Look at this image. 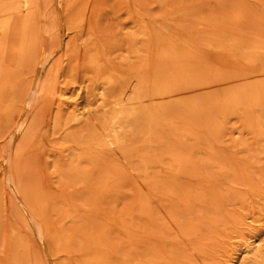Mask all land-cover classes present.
Wrapping results in <instances>:
<instances>
[{
	"label": "rangeland",
	"instance_id": "1",
	"mask_svg": "<svg viewBox=\"0 0 264 264\" xmlns=\"http://www.w3.org/2000/svg\"><path fill=\"white\" fill-rule=\"evenodd\" d=\"M2 1L7 5L18 2ZM37 1L27 38L31 46L29 57L23 62L14 60L9 55L11 47L2 61L10 72L13 94L4 108L0 107V264H88L84 254L58 249L54 238L61 225L57 218L70 209L75 216L93 220L99 227L109 223L108 241L115 246L122 245L118 238L123 233L119 229L121 224L115 226L123 218L129 231L143 240L144 249L155 250L148 251L162 264H237V255L226 253L225 248H238L240 237L253 227L264 231V218L259 213L260 196L264 195V136L257 137L246 127L245 112L224 115L214 101L228 89L264 82V77H234L240 72L261 74L258 63L246 62L257 56L264 63V0ZM4 16L0 14V22ZM25 16L26 11L21 13L20 31ZM70 19L76 23L82 19V32L79 28L68 30ZM168 23L193 38L205 58V84L184 98L208 97L211 101L199 113L183 110L175 115L195 127L196 163L212 161L215 169L199 168L197 176L180 179L175 188L180 201L165 208L155 201L158 194L153 188L131 173L127 160L115 150L101 154L92 174V160L72 162L67 156L70 145L61 130H53V125L61 108L66 109L62 116L69 114L65 102L76 99L90 112L89 117L101 118L103 107L96 103V94L104 92L112 97L117 91L134 86L142 64L138 51L144 57L154 53L145 41L143 29L152 27L160 34V28ZM182 24L186 26L182 28ZM23 44L19 37L17 47ZM221 44L224 49L219 48ZM88 48L98 52V70L80 68L83 62L78 59ZM106 78H111V86L105 84ZM79 85L84 89L77 97L73 92ZM4 110L7 112L3 113ZM165 147L161 145L157 152H165ZM74 166H78L80 176L69 172ZM222 166H226V174L221 171ZM216 170L224 180L214 177ZM155 172L157 180L163 182L165 170L159 168ZM85 181L88 187L84 186ZM167 184V189H174ZM134 187L139 189L149 215H138V208L131 205ZM186 200L189 203L184 207ZM43 201L51 207L49 222L39 217L34 207ZM167 212L187 223L194 218L193 222H197V217L204 214L207 219L210 217L213 232L195 236L188 245L179 237L186 225L182 223L177 230L168 222ZM112 219L116 221L110 223ZM258 245L264 248V240ZM116 261L114 258L113 263ZM241 263L252 264L249 260Z\"/></svg>",
	"mask_w": 264,
	"mask_h": 264
},
{
	"label": "bare ground",
	"instance_id": "2",
	"mask_svg": "<svg viewBox=\"0 0 264 264\" xmlns=\"http://www.w3.org/2000/svg\"><path fill=\"white\" fill-rule=\"evenodd\" d=\"M5 4L6 1L0 0V14L5 15V19L0 22L1 108H4L6 102L11 100L10 95L13 94V83L10 72L6 71L2 65V61L8 55L7 51L11 47L13 49L9 55L14 60L23 62L29 57V48L31 46H28L27 38L33 25L34 13L39 5L37 0H18L16 3L13 1L12 4ZM24 11H26V16L23 19L24 25L22 31H20L21 13ZM68 23V30L71 31L74 28H79V31L82 32V19L78 20L77 23L76 20L70 19ZM181 26L184 28L186 25L182 24ZM143 31V36L146 37L145 41L151 45L154 53L152 56L144 57L141 51H138L137 56L142 64L139 67L134 86H130L129 89H121L120 92L117 91L112 97H109L104 92L96 94V103L103 107L101 118L98 119L89 117L91 115L90 112L84 106H81L78 99L71 103L65 102L70 112L67 114V117H64L61 112L65 108H61L59 115L55 116L53 130L58 129L62 131L66 144L70 145V152L67 156H69L72 162H80L87 158L92 160L94 167L90 174L99 165L100 158L102 157L101 154L114 150L117 151L119 155L121 154L120 157L126 159L131 166L130 172L138 175L144 184L153 188L158 194L157 196L153 195L156 198L155 201L167 208L166 205L172 206L180 201V194H178V190L175 191L180 179L197 176L198 171L196 169L199 168H202L201 170L203 171L215 169L211 166V164L214 165L212 161L196 163L197 158H195V152L193 151L195 150L194 146H196L194 142L197 139L194 132L195 127L193 128L187 120L180 121L175 115L176 112L183 110H187L191 114L199 113L202 111L203 106L211 101L208 97H197L196 99L184 98L190 95L189 93L192 91L195 90L194 92H196V89L205 84L204 79H202V72L206 63L202 51L197 49L195 40L181 33L178 27H173V25L171 26L168 23L160 28V34L152 27H146ZM166 35H168V38H166ZM19 37L24 41V44L20 48L16 45ZM219 48H223V44L219 45ZM238 48L242 49V46H238ZM89 49H86L78 59L79 63L83 62L80 68L88 67L98 70L101 66L96 54L98 52L96 50V53H93ZM180 49H183L184 52H181ZM17 55L19 59H17ZM246 63H258L257 66L261 74L254 75L240 72L234 76L235 78L245 79L249 77L250 79H257L264 77V63L257 56L249 57ZM93 80L97 81V75H94ZM105 84L111 86L113 84L111 78H106ZM82 87H78L77 91L74 90L73 94L78 97L84 89ZM65 92L69 93L70 91L66 90ZM55 97L57 96L55 95ZM214 102L218 104L219 108L221 107L220 111L224 115L237 113L238 111L245 112L247 114L246 127L255 136H264V82H252L237 90L228 89L219 94ZM7 111L4 110L3 113ZM189 113L188 115H190ZM224 125L226 126V124ZM221 133L220 135H223ZM173 143L177 144L174 145ZM161 145L166 146L165 152L158 153L157 150ZM75 152L78 153L75 154ZM164 162L166 163L163 164ZM159 168L165 170L163 182L160 179L157 180V173L155 171ZM225 170L226 166H222L221 171L225 172ZM115 171L114 167H111V172L115 173ZM248 171L246 170V172ZM69 172L78 176L80 170L78 166H74ZM246 172L244 171V173ZM213 174L214 177L216 176L219 179L222 176L219 170H216ZM257 181L261 182L258 179ZM168 182L174 189H167ZM122 184L121 188L123 189ZM84 186H89L87 181L84 182ZM245 186L247 187V184ZM136 188L134 187L133 196H131L129 201L131 205L138 208L136 210L138 215H149L146 205L144 206V201L140 198L139 189ZM184 194L188 196V192ZM260 197L262 202L259 205V213L264 218V195ZM223 198L224 201H227L225 200V196ZM233 198L238 201L237 196L233 195ZM228 200H232V198ZM185 202L187 203L184 207L188 205L189 201L186 200ZM34 207L39 217L49 222L50 205L43 201L34 205ZM218 208L220 209V207ZM215 212L217 213V211ZM200 215L197 217V222H193L194 218L192 222L187 223L181 219L182 217L167 212V220L177 230H180L177 227H180L182 223L186 225L185 232H182L181 229L179 237L183 242L187 243L191 242L197 235L205 236L207 232H213L214 226L210 225L211 222L208 220L210 217L207 219V216L205 217L204 214ZM57 221L61 223L57 232L54 233L58 249H64L69 253L84 254L88 264H162L161 260L151 257L149 251L153 252L155 250L148 249V251L144 249L142 245L143 240L138 235L129 231V227L125 224L127 222L123 218L120 220L122 223L119 221L115 226L117 228L121 224L119 229L123 233L121 234V231V235L118 237L121 239V246H115V244L108 241L111 227L109 223L104 227H99L97 222L95 223L93 220L75 216V212L71 209L58 217ZM110 221V223H113L116 220L112 219ZM235 230L239 231L238 228H235ZM242 231L243 228L240 232ZM261 240H264V231L260 228L258 229V227H253L252 230L249 229V232L240 237V240L237 242L238 248H225V252H232V256L237 255L235 257L238 262L237 264H242L241 262L244 260H249L252 264H264V248L258 245ZM125 243L128 244V248ZM143 249L146 254L143 252ZM239 251L240 253L238 254L237 252ZM141 253H143V256H141ZM114 258L117 260V263H113ZM171 261L174 262V260Z\"/></svg>",
	"mask_w": 264,
	"mask_h": 264
}]
</instances>
